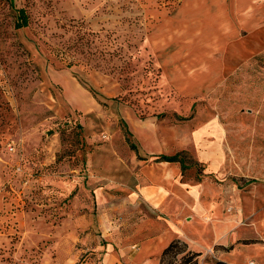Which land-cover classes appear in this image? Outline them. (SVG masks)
I'll return each mask as SVG.
<instances>
[{
	"label": "rangeland",
	"instance_id": "obj_1",
	"mask_svg": "<svg viewBox=\"0 0 264 264\" xmlns=\"http://www.w3.org/2000/svg\"><path fill=\"white\" fill-rule=\"evenodd\" d=\"M195 1L0 0V264H129L166 227L134 199L129 114L157 120L166 154L183 150L186 185L208 179L202 208L186 199L164 215L198 264L264 263V50L238 53L228 69L239 52L238 30L228 47V6ZM18 8L25 26L15 27ZM214 10L223 13H200ZM177 46L226 65L183 93L198 72L167 62ZM212 118L221 134L208 171L192 130Z\"/></svg>",
	"mask_w": 264,
	"mask_h": 264
},
{
	"label": "crops",
	"instance_id": "obj_2",
	"mask_svg": "<svg viewBox=\"0 0 264 264\" xmlns=\"http://www.w3.org/2000/svg\"><path fill=\"white\" fill-rule=\"evenodd\" d=\"M194 3L198 7L215 5L224 8L228 6V47L231 43L229 34L238 30L235 36H231V38L237 39L238 48L236 47L234 50L239 51L236 53L228 52V69L233 65L232 58L238 53L241 55L242 53L254 54L264 50V0H198ZM261 8L262 10H260ZM200 13L202 16L217 17L223 13V10L207 13L201 11ZM172 51L174 50L169 51L168 58H166L167 62H175L177 68L180 69L181 64L183 62L185 64L186 60L190 65H193L192 68L188 67V70L198 72L196 75L192 74V85L189 89L181 90L183 93L187 91L192 94L200 93L202 82L216 74L210 72L217 70L221 72L227 61L226 59L224 62L220 60L219 63H214L215 60H212L211 63L215 66H210V59L217 56L214 53L206 52V55L200 56L202 53L200 48L188 53L189 50L178 46L174 53H171ZM174 54L176 57L173 56ZM189 55L191 57H188ZM175 78L173 76L170 79L172 84H174ZM176 85L174 86L179 89V86ZM125 119L128 130L134 134L138 141L137 146L140 151L135 154L134 158L135 165L138 163L139 170L134 199L144 201L158 217L167 222L166 227L157 228V232L138 242L129 264H157L160 250L172 237L176 236L175 232L178 231L173 219L168 220L164 215L173 214L177 216L181 214L186 199L197 200L198 205L202 208L201 198L202 194L206 192L208 179H200L193 185H186L181 180L180 166L177 162L156 159L158 154L167 153L168 143L163 142L159 137L155 118L152 116L139 118L129 114V118L125 117ZM220 134V125L214 118L192 130L196 156L200 162L207 164L208 171H211L216 163V152L219 150L216 139ZM141 142H147L148 148H142ZM109 150L114 152L115 146H110ZM3 167L5 165L3 166L0 162V184L3 179ZM8 205L9 203L6 202L4 194L0 190V213L4 212ZM109 263L114 264L112 260Z\"/></svg>",
	"mask_w": 264,
	"mask_h": 264
},
{
	"label": "trees",
	"instance_id": "obj_3",
	"mask_svg": "<svg viewBox=\"0 0 264 264\" xmlns=\"http://www.w3.org/2000/svg\"><path fill=\"white\" fill-rule=\"evenodd\" d=\"M20 20L15 22V27L25 26L27 24V16L23 8H18ZM182 151H177L173 154L161 153L158 154L157 160L177 162L181 168L183 166L180 160ZM179 255V256H178ZM199 251H195L187 246V243L178 236L172 237L160 250L158 254V264H172L177 261L178 264H198ZM178 256V258H176Z\"/></svg>",
	"mask_w": 264,
	"mask_h": 264
},
{
	"label": "built area",
	"instance_id": "obj_4",
	"mask_svg": "<svg viewBox=\"0 0 264 264\" xmlns=\"http://www.w3.org/2000/svg\"><path fill=\"white\" fill-rule=\"evenodd\" d=\"M241 264H264V263H259V262H257L255 259H253V258H248V259H246L243 263H241Z\"/></svg>",
	"mask_w": 264,
	"mask_h": 264
}]
</instances>
